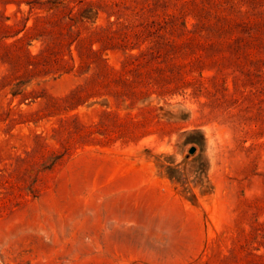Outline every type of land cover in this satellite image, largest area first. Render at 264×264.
Returning <instances> with one entry per match:
<instances>
[{
  "label": "rangeland",
  "instance_id": "374dc122",
  "mask_svg": "<svg viewBox=\"0 0 264 264\" xmlns=\"http://www.w3.org/2000/svg\"><path fill=\"white\" fill-rule=\"evenodd\" d=\"M254 8L0 0V264H264Z\"/></svg>",
  "mask_w": 264,
  "mask_h": 264
},
{
  "label": "trees",
  "instance_id": "16d2710c",
  "mask_svg": "<svg viewBox=\"0 0 264 264\" xmlns=\"http://www.w3.org/2000/svg\"><path fill=\"white\" fill-rule=\"evenodd\" d=\"M253 4H254V6H257V3H256V2H253ZM253 14H257V15H259V14H264V13L259 12L258 9L254 8V9H253ZM261 16H262V15H261Z\"/></svg>",
  "mask_w": 264,
  "mask_h": 264
},
{
  "label": "water",
  "instance_id": "95a60500",
  "mask_svg": "<svg viewBox=\"0 0 264 264\" xmlns=\"http://www.w3.org/2000/svg\"><path fill=\"white\" fill-rule=\"evenodd\" d=\"M196 150H197L196 147H192L189 152H190V154H194L196 152Z\"/></svg>",
  "mask_w": 264,
  "mask_h": 264
}]
</instances>
